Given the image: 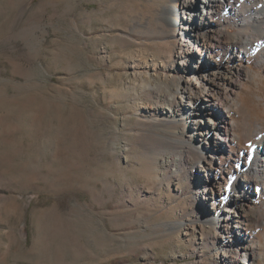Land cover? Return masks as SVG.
Here are the masks:
<instances>
[{"label":"rangeland","instance_id":"1","mask_svg":"<svg viewBox=\"0 0 264 264\" xmlns=\"http://www.w3.org/2000/svg\"><path fill=\"white\" fill-rule=\"evenodd\" d=\"M238 1L0 0V264H243L249 243L264 264V188L238 186L264 122V50L231 47L264 0ZM219 32L218 59L199 61L192 39ZM210 72L241 77L246 110H216L227 141L204 140L219 116L190 118L174 94ZM209 180L259 223L222 238Z\"/></svg>","mask_w":264,"mask_h":264},{"label":"bare ground","instance_id":"2","mask_svg":"<svg viewBox=\"0 0 264 264\" xmlns=\"http://www.w3.org/2000/svg\"><path fill=\"white\" fill-rule=\"evenodd\" d=\"M232 1L233 0H202V3L210 6V11L208 13L212 14L216 12L215 10H219L224 5ZM238 3H241V5H246L248 10L253 4V6H257V0H240L238 1ZM162 16H164L166 23L172 25V27L176 28L179 24L181 26L180 30H184V28H186L185 24L179 21L177 13L172 6H166L163 10ZM249 18L250 21H254L256 25H252L250 21L245 20L246 27H244L246 31L244 30V33H241L239 37L237 36L238 38L234 39L235 41L232 40L233 42L231 44V47L234 52L238 50V47H245L247 51H252V53L264 50V9L259 8L253 14L251 13V16ZM250 31H252L253 33H249ZM222 34H220L219 32L211 37H208L209 35H207L205 38L196 37L192 39L197 44L196 52L199 55V61L200 59H208L210 63L211 61H216L218 59V57L220 56V50H218V48L222 41ZM262 54L264 57V53ZM173 77L174 76H170L171 79H173ZM240 79V75L235 72H210L208 77H202L197 82L191 83L190 81H186L185 83L180 84L176 89L174 88V94H179L180 97H182V105L187 106L188 115L190 118L196 115V111L204 113V110L215 113V115L219 116H216L215 118L213 117L211 120H209V124H206V128L200 132V135L204 138V140H207V137L209 136L216 135L217 132H226L227 138L225 141H227L228 136H230L228 126L231 122L223 116V118H221V115H219V113H216V110H227L228 112H244L246 110V105L243 102H240L241 104L239 105H233V101L240 94L238 90L239 87L236 86L237 82H239ZM199 92L205 93H202V95L200 96H205L204 100L199 99ZM172 96L174 97L175 95ZM195 123H197V121ZM250 126L252 125L250 124ZM252 129L254 133L258 134L259 141L256 145H253L251 147L253 151L252 155H249V157L244 160L242 169L238 171V174L241 175L239 178L238 186L242 190V194H249V187L252 186L257 191L261 187L264 188V122L259 123L258 126H255L254 128L252 126L250 132H252ZM239 137L240 136L237 135L235 131L232 133L233 140H236ZM173 143L181 144V140H176V142ZM185 143L187 144V141ZM194 152H197L196 154L199 153L197 147ZM196 159L199 162V157H197ZM205 161L206 162L204 164L200 162L199 167H201L202 171L205 172V176H209L208 179H210V175L216 168L214 167L213 162L207 160ZM207 184V186H211V196L209 195V197L212 199V209L214 210L213 216H215V218L213 219H217L216 223L218 224V227L222 232V238L227 239V242L232 241V239L236 235H238V233L240 234V232L244 229L248 230L253 227L255 223H259V220L256 218V216H254L249 212V210H247L246 205L241 203L240 193L237 190L234 191L235 187L230 189L228 188V183L226 182L224 184L223 181H217L212 184V182L209 180ZM233 192L234 195L232 194ZM212 223L213 222H209V224ZM226 245V242H224L223 246ZM243 248L246 253L244 254V256L246 257V262L243 264H259L260 260L255 246L249 243L245 244Z\"/></svg>","mask_w":264,"mask_h":264}]
</instances>
